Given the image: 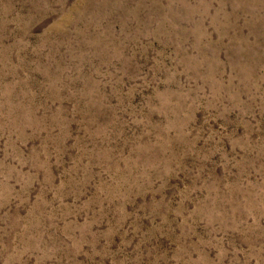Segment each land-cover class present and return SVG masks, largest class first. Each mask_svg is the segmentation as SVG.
Returning a JSON list of instances; mask_svg holds the SVG:
<instances>
[{
	"label": "rangeland",
	"instance_id": "374dc122",
	"mask_svg": "<svg viewBox=\"0 0 264 264\" xmlns=\"http://www.w3.org/2000/svg\"><path fill=\"white\" fill-rule=\"evenodd\" d=\"M0 264H264V0H0Z\"/></svg>",
	"mask_w": 264,
	"mask_h": 264
}]
</instances>
